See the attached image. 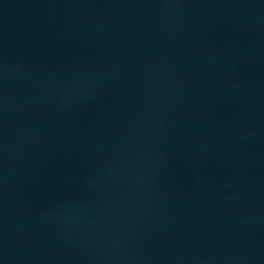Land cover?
Here are the masks:
<instances>
[{
	"label": "water",
	"instance_id": "95a60500",
	"mask_svg": "<svg viewBox=\"0 0 264 264\" xmlns=\"http://www.w3.org/2000/svg\"><path fill=\"white\" fill-rule=\"evenodd\" d=\"M0 264H264V0H0Z\"/></svg>",
	"mask_w": 264,
	"mask_h": 264
}]
</instances>
